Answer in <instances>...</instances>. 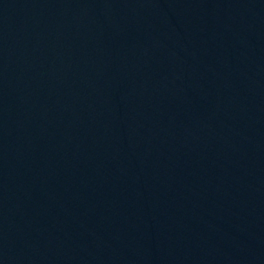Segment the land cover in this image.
<instances>
[{
	"label": "water",
	"instance_id": "water-1",
	"mask_svg": "<svg viewBox=\"0 0 264 264\" xmlns=\"http://www.w3.org/2000/svg\"><path fill=\"white\" fill-rule=\"evenodd\" d=\"M0 264H264V0H0Z\"/></svg>",
	"mask_w": 264,
	"mask_h": 264
}]
</instances>
